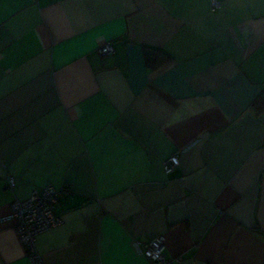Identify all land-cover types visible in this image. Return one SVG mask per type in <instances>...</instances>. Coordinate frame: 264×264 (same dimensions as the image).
Here are the masks:
<instances>
[{
  "label": "crops",
  "instance_id": "1",
  "mask_svg": "<svg viewBox=\"0 0 264 264\" xmlns=\"http://www.w3.org/2000/svg\"><path fill=\"white\" fill-rule=\"evenodd\" d=\"M216 1L0 0V264H31L5 217L46 184L42 264H157L159 234L171 264H264V0Z\"/></svg>",
  "mask_w": 264,
  "mask_h": 264
},
{
  "label": "built area",
  "instance_id": "2",
  "mask_svg": "<svg viewBox=\"0 0 264 264\" xmlns=\"http://www.w3.org/2000/svg\"><path fill=\"white\" fill-rule=\"evenodd\" d=\"M211 4L214 7L217 1L212 0ZM97 51L100 54H109L113 51L112 44L105 42L98 47ZM176 165H178V156L172 154L163 162V169L168 172ZM9 184L13 186L12 178H9ZM58 195V188L46 184L39 189H34L26 199L14 200L9 214L5 217L13 222L14 230L31 264H42L41 256L36 248L38 235L62 222L56 210ZM164 242L163 235L152 236L143 250L146 259L157 264H171L163 251Z\"/></svg>",
  "mask_w": 264,
  "mask_h": 264
},
{
  "label": "trees",
  "instance_id": "3",
  "mask_svg": "<svg viewBox=\"0 0 264 264\" xmlns=\"http://www.w3.org/2000/svg\"><path fill=\"white\" fill-rule=\"evenodd\" d=\"M143 59L146 65L155 66L167 62L170 59V56L163 50L144 46ZM251 105L256 111L264 108V94H260L258 97H256L251 102ZM253 229L257 234L264 236V232H262L257 226H255Z\"/></svg>",
  "mask_w": 264,
  "mask_h": 264
}]
</instances>
